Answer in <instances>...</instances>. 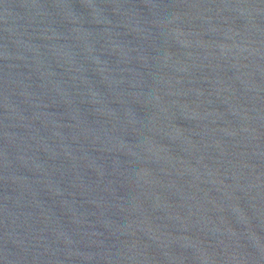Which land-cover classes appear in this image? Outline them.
Masks as SVG:
<instances>
[{
  "label": "water",
  "instance_id": "obj_1",
  "mask_svg": "<svg viewBox=\"0 0 264 264\" xmlns=\"http://www.w3.org/2000/svg\"><path fill=\"white\" fill-rule=\"evenodd\" d=\"M0 264H264V0H0Z\"/></svg>",
  "mask_w": 264,
  "mask_h": 264
}]
</instances>
